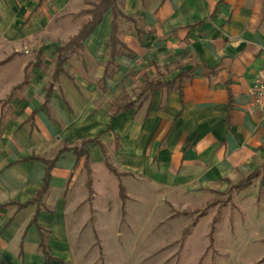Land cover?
Returning a JSON list of instances; mask_svg holds the SVG:
<instances>
[{
  "label": "crops",
  "instance_id": "0c3cea01",
  "mask_svg": "<svg viewBox=\"0 0 264 264\" xmlns=\"http://www.w3.org/2000/svg\"><path fill=\"white\" fill-rule=\"evenodd\" d=\"M47 1L1 2L35 17ZM122 10L138 20L144 35L139 37L133 22L120 21L119 37L130 53L115 58L104 82L110 13L85 41L82 55L71 57L85 55L89 73L73 75L66 66L70 58L65 73L54 79L63 45L56 50L49 86L40 60L21 66L23 80L16 62L11 65L18 76L0 79V96L7 86L16 90L9 105L0 107V264H70L66 190L85 174V159L72 149L88 140L99 141L87 146L94 198L95 165L104 167L105 176L114 175L105 165V149L110 164L123 174L125 195L126 180L149 183L163 197L178 195L183 198L178 206L213 204L216 194L234 191L264 222V108L253 107L250 96L262 64L264 0H124ZM14 16L3 14L0 35L12 33ZM9 62L0 61V67ZM183 73L188 77L181 90L149 92L141 104L115 115L120 105L136 100L147 79L175 82ZM63 76L77 96L55 88ZM125 80L130 99L114 106L111 100ZM51 161L50 189L38 211L37 204L27 203L41 188ZM251 175L247 188L234 189ZM189 197L197 200L191 203Z\"/></svg>",
  "mask_w": 264,
  "mask_h": 264
},
{
  "label": "rangeland",
  "instance_id": "374dc122",
  "mask_svg": "<svg viewBox=\"0 0 264 264\" xmlns=\"http://www.w3.org/2000/svg\"><path fill=\"white\" fill-rule=\"evenodd\" d=\"M1 1L0 21L5 13L18 17L12 33L0 35V61L10 58L7 66L18 63L19 78L23 80L21 66L40 60L41 77L49 86L53 82L56 50L67 44L88 18L77 14L91 8L96 0H49L35 12V17L26 9L25 13L21 10L15 13L13 4ZM7 66L0 67V79L10 74L17 77V66L11 65L10 73ZM66 66L73 75L83 74V71L87 74L90 70L85 55L83 59L71 58ZM30 78L28 75V81ZM88 83L87 87H92L91 81ZM59 87L77 96V89L64 76L55 85ZM130 87L128 81L120 82L111 103L116 106L128 101L126 88ZM7 88L0 96L3 108L16 92ZM132 92L135 94L134 90ZM102 168L97 165L94 168L96 196L92 200L88 199V190L86 195V172L77 179L72 191L66 190L71 203L66 217L71 242L70 264H264L262 216L252 211L251 206L242 205L239 193L216 194L213 204L178 206L183 199L178 195L163 197L162 191L149 183L126 180L128 198L122 201L117 178L109 172L105 176ZM189 199L193 203L197 197ZM193 223L196 226L184 237V230ZM254 231L259 234H252Z\"/></svg>",
  "mask_w": 264,
  "mask_h": 264
},
{
  "label": "trees",
  "instance_id": "16d2710c",
  "mask_svg": "<svg viewBox=\"0 0 264 264\" xmlns=\"http://www.w3.org/2000/svg\"><path fill=\"white\" fill-rule=\"evenodd\" d=\"M124 0H98L96 3L91 5V8L81 10L77 15L78 16H88V19L83 21L78 33L73 36L67 44L57 50V61H56V68L54 73V79H58V77L65 73L64 64L72 57V56H81L82 50L85 41L92 35L94 30L99 26L102 22L103 16L106 13L111 14V35H110V45H109V62L106 65V73L105 77L102 82L105 81L106 78L109 77L110 68L115 65V58L117 56H122L125 54H129V50L127 49L126 45L120 40L119 37V23L121 20L133 22L137 28V32L139 37H143L144 32L143 30L138 28V20L135 17L126 15L122 10V3ZM188 77V74H181L175 82H159L155 80L147 79L140 89V93L138 94L135 101H129L117 108L116 114L128 111L129 109L141 104V102L146 98L149 92L155 90L165 89L167 92L172 91L173 89L181 90L182 83L184 78ZM50 90L48 92V97H50ZM93 142H99L98 139L95 140H88L82 143L80 147L73 148L72 150L75 152L78 159L84 158V170L87 174L86 178V187L88 190V199L89 201L92 200L94 196L93 192V183L91 178V167H90V156L87 150V146ZM118 148V145H117ZM68 150L67 148L62 149L59 154ZM105 153V165L107 169L112 172L118 179H119V195L122 201L126 200V195L124 191V187L121 183V177L123 174L119 173L118 170L113 167L109 159L107 157V152L104 149ZM58 154V155H59ZM58 158V156H57ZM54 162H47V168L45 172V177L43 180V184L41 188L35 193L33 199L27 204H37L38 211L44 204V199L47 196L50 186L51 180V171L54 168ZM253 175L249 176L248 178L244 179L242 182L234 186V189L237 191H242L247 188L251 180L253 179ZM22 207V205H20ZM92 213V212H91ZM93 222V219H91ZM196 226V223L191 224L184 230V237L188 235L193 227ZM41 230L40 228H38ZM214 228L210 233V241L211 244L214 242L213 233ZM44 246V245H43ZM45 255L49 257V254L45 250Z\"/></svg>",
  "mask_w": 264,
  "mask_h": 264
},
{
  "label": "built area",
  "instance_id": "2783aa9c",
  "mask_svg": "<svg viewBox=\"0 0 264 264\" xmlns=\"http://www.w3.org/2000/svg\"><path fill=\"white\" fill-rule=\"evenodd\" d=\"M262 64L257 71L254 84L250 89V96L252 98V106L255 108H264V46L261 48Z\"/></svg>",
  "mask_w": 264,
  "mask_h": 264
}]
</instances>
